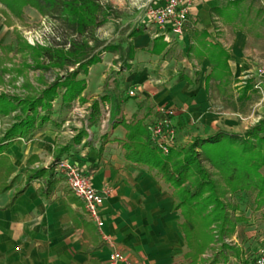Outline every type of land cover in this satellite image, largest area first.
<instances>
[{
    "label": "crops",
    "instance_id": "obj_1",
    "mask_svg": "<svg viewBox=\"0 0 264 264\" xmlns=\"http://www.w3.org/2000/svg\"><path fill=\"white\" fill-rule=\"evenodd\" d=\"M229 1L233 0H196L181 35L164 33L155 25L141 29L142 33L130 39L134 57L128 72L119 73L109 79L108 86L99 87L105 81L102 57L92 65L102 67H94L91 81L86 79L83 101L76 102L87 105L105 96L110 104L107 124L101 117L94 124H89L87 116L79 121L86 135L62 157L75 158L97 190L110 188L102 205L105 230L128 259L127 263L118 264H188L184 236L179 229L182 216L173 209L172 188L146 166L124 157L126 129L115 121L140 120L146 125L160 116L155 109L162 105L176 111L174 121L180 128L177 146L224 130L219 116L228 114V110L218 111L210 103L211 89L206 88L205 82L210 66L207 58L197 53V46L201 41L221 44L229 53L231 74L233 66L248 68L245 72L250 75L264 66V0H241V12L227 17L216 11ZM255 24L261 25L260 31L253 28ZM2 27L0 16V41L6 36ZM200 32L206 36L201 37ZM157 39L165 47L152 52ZM211 83L216 85L218 81ZM131 88L137 94L132 98L124 95ZM68 114L69 111L53 112L54 122L30 138H16L3 152L7 165L14 169L3 180L0 178V184L11 182L8 190L0 192V264H82L87 256L107 264L109 248L100 241L96 230L93 241L74 224V219L87 220L80 201L67 189L61 175L56 174L59 181L49 198L38 194V187L43 185L41 179L25 186L27 160L32 155L36 158L31 167H46L59 147L71 143L74 135L69 138L63 130ZM77 132L76 129L75 135ZM232 132L244 131L232 128ZM24 186V191L6 206L14 191ZM240 209L238 205V213L250 216ZM240 214L236 213L242 221L236 224L229 240L240 249L239 255L228 254L218 264H253L258 251L264 250V246L254 249L258 221L253 215L247 220ZM84 244L87 253L82 252ZM97 244L102 245L96 248Z\"/></svg>",
    "mask_w": 264,
    "mask_h": 264
},
{
    "label": "trees",
    "instance_id": "obj_2",
    "mask_svg": "<svg viewBox=\"0 0 264 264\" xmlns=\"http://www.w3.org/2000/svg\"><path fill=\"white\" fill-rule=\"evenodd\" d=\"M241 0L229 1L223 9H216L224 16L241 12ZM31 7L39 14L58 20L71 37L61 43L49 46H31L24 41L18 30L12 44L0 46V84L3 74L11 69L5 66L10 52L27 55L33 63H25L24 67L35 69L55 68L63 71L49 84L26 95L0 92V117L12 115V121L0 135V178H6L13 166L7 165L4 150L16 138H30L46 124L54 122L53 112L71 111L78 100L83 101L82 93L86 88L85 77L90 66L101 61L102 52L116 53L118 61L124 69L130 68L134 57V48L129 41L124 47L108 43L101 51H95L101 42L94 37V29L98 26V17L103 12L99 0H0V13L6 25H11L13 18L22 19L24 9ZM142 33L141 29H133L129 37ZM205 37V32H200ZM154 42L152 52H160L164 42ZM92 42V43H90ZM158 42V43H157ZM197 53L207 58L210 73L205 77L206 88L210 81H218L217 86H228L232 83V74L228 65L229 53L219 43L201 41ZM115 61V62H118ZM20 72L21 69H16ZM250 87L247 85L243 90ZM107 97L94 100L89 106L86 117L89 124H94L101 117V104ZM57 103L58 107H54ZM126 129L122 143L124 157L159 176L170 188L174 197L173 209L182 216L179 229L182 232L187 251L184 257L188 264H218L225 261L228 254L239 255L240 249L233 245L231 237L236 224L242 217L236 215L238 204L228 201V195L237 192L254 193L256 208L264 207V118L247 128L243 133L220 130L207 137H195L183 146H171L167 153L154 144L149 137L145 124L140 120L125 122L118 119ZM71 143L59 147L48 166L31 167L35 156L27 160L26 182L41 179L42 186L38 194L45 198L52 195L53 188L59 181L56 177V166L62 156L69 152L73 143H77L86 135L84 127L77 129ZM209 165V166H208ZM3 174V175H2ZM14 191L6 206L24 191ZM11 187L10 183L0 184V192ZM74 224L83 228L84 236L96 240L95 227L82 219H74ZM102 244H97L99 248ZM82 252L86 245H83ZM84 250V251H83ZM210 253V255H207ZM82 264H101L97 258L88 257Z\"/></svg>",
    "mask_w": 264,
    "mask_h": 264
},
{
    "label": "rangeland",
    "instance_id": "obj_3",
    "mask_svg": "<svg viewBox=\"0 0 264 264\" xmlns=\"http://www.w3.org/2000/svg\"><path fill=\"white\" fill-rule=\"evenodd\" d=\"M157 1L158 0H99L103 7V12L98 17L99 24L94 29L93 33L94 37L101 42V45L98 46L95 51L100 52L102 47L108 43L119 44L124 47L130 41L131 37H129V33L133 29L138 28L143 30L144 28H152L153 24L150 23L145 16V8ZM253 11L258 13L255 8ZM0 16L2 19V28L6 35L1 39L0 46L12 44V47H14L15 35L13 29L18 30L24 41L31 46L44 47L54 45L55 43H61L63 40L71 37V32H66L63 25L60 24L58 20L42 16L37 10L31 7H26L24 9V16L22 19L13 18L11 25H6L4 16L1 13ZM260 27V24L253 25V28L259 31L261 30ZM102 57L104 59L103 67H106L104 71L105 81L101 82L102 84H100L99 87L108 86L107 82H109L110 78L117 76L119 73L128 72L123 68L122 63L117 60L118 56L116 53L102 52L101 58ZM8 58L10 60H6L5 66L11 70L2 75L3 83L0 84V92L19 95L37 92L41 90L45 84L52 82L56 76L64 73L55 68L35 69L33 67H24L23 65L25 63H33L25 54L10 52L7 56V59ZM230 62L233 63L232 60ZM100 65L101 64H98L94 67H100ZM94 67H89L86 76L79 75L78 77H85V79L91 81L92 73L96 70ZM16 69H21V71L16 72ZM232 69L233 76L230 85H220L217 87L215 84L211 83L210 103L215 109H218V111L228 110V114L221 113L222 115L219 116L221 128L224 130L229 129V132H232V128H238V131H245L258 120L264 118V75L260 74L258 69L251 73V75L248 74L250 72H245L248 68L241 67L237 69L233 66ZM251 79H253L254 82L251 83ZM256 81L261 89L255 88ZM247 85H250V87L244 92V87ZM131 90L133 94H129V91L127 92L126 90L124 95L130 98L133 96L135 97L137 95L135 94L136 90L134 88H131ZM218 93H220L219 98H217ZM107 104L110 108V104ZM54 105V107H58L57 103ZM89 106L90 104L78 103L76 108L69 112L68 118L70 122L68 120V122L66 121L63 123V130L67 137H72L75 135L76 129L84 127L83 124L80 125L79 121H83L88 115ZM108 118L109 117L105 118L104 123L107 124ZM11 121V114L0 117V135ZM179 129V125L176 124V141L179 140ZM261 172L264 174V167L261 168ZM227 198L228 201L240 205L241 212H248V214L246 213L247 215H253L254 220L258 221L254 228L256 232V236L254 237L256 243L254 249L263 247L264 207L263 210L256 208L254 193L237 192L228 195ZM236 213L240 214L238 211ZM240 215L247 220L250 219V216L248 217L245 214ZM208 255H210V253H208ZM182 263L184 264V261H182Z\"/></svg>",
    "mask_w": 264,
    "mask_h": 264
},
{
    "label": "built area",
    "instance_id": "obj_4",
    "mask_svg": "<svg viewBox=\"0 0 264 264\" xmlns=\"http://www.w3.org/2000/svg\"><path fill=\"white\" fill-rule=\"evenodd\" d=\"M196 0H158L145 8L147 20L164 33L173 32L181 35L186 27L188 16ZM264 75V66L258 69ZM258 82L255 88L261 89ZM129 94H133L130 90ZM76 103L71 111L76 108ZM160 116L154 117L146 123L150 140L158 145L163 153L169 147L176 145L175 109L159 105L155 109ZM110 108L107 103L101 104V120L109 117ZM84 117V116H83ZM56 173L62 176L67 189L80 201L82 215L89 221L97 232L100 241L109 248L107 264L127 263L125 254L116 248L112 236L105 230L106 218L102 211L105 196L110 188L102 190L94 188L88 173L84 172L73 157H62L56 166ZM253 264H264V250L260 249L254 258Z\"/></svg>",
    "mask_w": 264,
    "mask_h": 264
}]
</instances>
